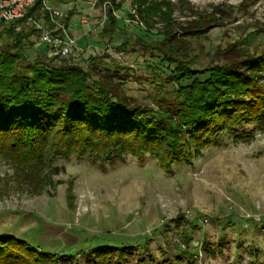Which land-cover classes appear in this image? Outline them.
<instances>
[{
    "label": "rangeland",
    "instance_id": "rangeland-1",
    "mask_svg": "<svg viewBox=\"0 0 264 264\" xmlns=\"http://www.w3.org/2000/svg\"><path fill=\"white\" fill-rule=\"evenodd\" d=\"M117 2L118 30L109 41L99 36L104 12L96 0H48L69 16L82 49L53 63L80 66L94 79L116 72L125 95L157 110L160 87L172 97L175 66L157 51L119 48L127 37L162 40L161 23L146 31L135 11L131 19L135 1ZM147 3L166 4L178 39L189 32L183 60L193 59L195 70L264 54V0ZM29 41L26 57L33 62L44 47L36 36ZM235 128L252 137L223 133L171 173L150 155L103 166L90 158L60 159L61 173L41 196L16 185L12 166L0 159V237L25 240L56 259L67 256L59 264H102L91 256L100 245L132 252L127 264L142 257L146 264H189L183 242H190L191 264H264V132L254 124Z\"/></svg>",
    "mask_w": 264,
    "mask_h": 264
},
{
    "label": "trees",
    "instance_id": "trees-1",
    "mask_svg": "<svg viewBox=\"0 0 264 264\" xmlns=\"http://www.w3.org/2000/svg\"><path fill=\"white\" fill-rule=\"evenodd\" d=\"M134 1L131 19L135 11L149 32L161 23L158 34L163 39L127 37L119 49L136 46L157 51L169 67L175 66L172 97L165 98L160 87L157 110L125 95L115 81H120L116 72L94 79L80 66L54 64L58 58L49 57L45 47L29 61L26 47L33 45L29 41L33 31L17 32V22H0L4 27L0 33V159L12 166L16 185L31 195L46 192L52 178L61 173L55 166L60 159L90 158L103 166L128 156L142 159L150 155L171 173L223 133L243 140L252 137L239 134L237 125L254 124L264 132V54L195 70L193 59L183 60L189 32L185 31L183 39L175 36L166 4ZM95 5L104 12L99 36L112 41L121 4L96 0ZM68 21L69 16L62 19L66 26ZM69 188L71 192L73 184ZM183 243L187 249L182 256H188L191 264L190 242ZM132 255L115 245H100L91 253L102 264H127ZM56 257L25 240L0 237V264H59L67 258ZM137 264H146L145 258Z\"/></svg>",
    "mask_w": 264,
    "mask_h": 264
},
{
    "label": "built area",
    "instance_id": "built-area-1",
    "mask_svg": "<svg viewBox=\"0 0 264 264\" xmlns=\"http://www.w3.org/2000/svg\"><path fill=\"white\" fill-rule=\"evenodd\" d=\"M65 17L49 6L48 0H0V22H17V32L32 30L49 57L64 59L82 51L69 26L62 22Z\"/></svg>",
    "mask_w": 264,
    "mask_h": 264
}]
</instances>
